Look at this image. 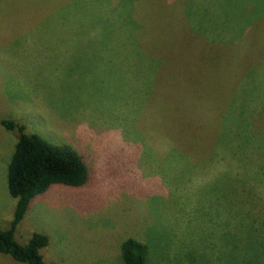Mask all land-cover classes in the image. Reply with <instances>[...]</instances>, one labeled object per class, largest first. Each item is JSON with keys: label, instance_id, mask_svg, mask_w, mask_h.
Returning <instances> with one entry per match:
<instances>
[{"label": "rangeland", "instance_id": "1", "mask_svg": "<svg viewBox=\"0 0 264 264\" xmlns=\"http://www.w3.org/2000/svg\"><path fill=\"white\" fill-rule=\"evenodd\" d=\"M71 146L80 187L16 231L53 264H264V0H0V228L19 128ZM0 264H22L0 254Z\"/></svg>", "mask_w": 264, "mask_h": 264}, {"label": "trees", "instance_id": "2", "mask_svg": "<svg viewBox=\"0 0 264 264\" xmlns=\"http://www.w3.org/2000/svg\"><path fill=\"white\" fill-rule=\"evenodd\" d=\"M9 130L19 128V139L8 168L10 195L17 199L14 219L9 229L0 228V254L11 256L22 264H53L43 259L41 250L49 241L42 233H34L23 244L16 231L30 207L32 200L45 193L52 185L80 187L88 180V168L82 156L71 146H55L37 135L24 133V126L12 121L2 123ZM148 246L135 239L122 245L124 264H147Z\"/></svg>", "mask_w": 264, "mask_h": 264}]
</instances>
